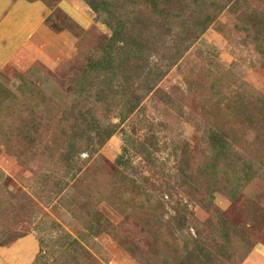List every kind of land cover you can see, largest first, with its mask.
I'll use <instances>...</instances> for the list:
<instances>
[{
  "label": "rangeland",
  "instance_id": "rangeland-1",
  "mask_svg": "<svg viewBox=\"0 0 264 264\" xmlns=\"http://www.w3.org/2000/svg\"><path fill=\"white\" fill-rule=\"evenodd\" d=\"M249 2L264 15V0ZM107 22L86 0H0V247L36 237L33 264H244L264 243V56L239 15L223 12L125 121L94 107L119 128L71 170L56 159L66 147L58 133L117 84L104 61L124 42ZM122 88L125 111L131 91ZM33 114L47 150L32 149L23 131ZM208 130L259 170L234 177V159Z\"/></svg>",
  "mask_w": 264,
  "mask_h": 264
},
{
  "label": "trees",
  "instance_id": "trees-1",
  "mask_svg": "<svg viewBox=\"0 0 264 264\" xmlns=\"http://www.w3.org/2000/svg\"><path fill=\"white\" fill-rule=\"evenodd\" d=\"M86 1L98 16L107 18V24L124 44L121 48L122 53L117 60L104 61L105 75L113 73L111 79H114L117 84L115 85L114 81L106 84L105 89L95 95L94 105L91 103L89 108L79 110L71 122L72 125L67 126L60 134L58 133V135L66 137V147L56 159L61 165L69 167L71 170H82L83 164H85L82 155L94 156L117 133L119 128L117 124L104 125L96 119L94 107L102 105L105 111L115 113L125 121L145 97L141 94L146 93L145 95H147L155 91L159 83L169 74L172 66L183 59L192 45L208 31L223 12L228 11L231 14L239 15L243 23L242 30L252 38V42L264 56V15L258 14L257 10H251L252 2H249L250 0ZM158 41H163L162 44H166V52L157 59L153 58L151 54L155 51L152 44H157ZM101 65L100 62L97 64L98 69ZM106 78L110 80L109 77ZM124 84L131 91L130 101L133 100L125 111L121 106ZM16 101L18 99L13 97L12 109H15L18 104ZM20 104L19 102L18 106ZM33 116L35 118L34 114ZM35 119H33L34 125L26 127L23 131L26 132V137L32 141V149L38 146L39 149L47 150L43 140L46 127L36 123L38 119ZM53 130L56 132L59 129L54 127ZM1 133L3 137L8 138L10 133H14V128L7 124ZM207 133L210 144L222 156L234 159V177L237 175L250 177V171L259 170V168H254L250 162L238 164L237 159L242 158L243 152L241 151L244 149L237 148L234 141L229 142L219 132H213V130H208ZM92 136L96 139V143L91 142ZM150 157L149 152L144 153L145 160H150ZM81 164L82 168L79 166ZM229 172L217 170L216 173L224 176ZM216 173L213 175L216 176ZM239 192V189L234 192L233 199H236ZM195 244L199 251V243L196 241ZM255 247L256 245L252 249ZM203 250L201 248V251ZM194 253L195 251L192 250L189 253L190 257Z\"/></svg>",
  "mask_w": 264,
  "mask_h": 264
},
{
  "label": "crops",
  "instance_id": "crops-1",
  "mask_svg": "<svg viewBox=\"0 0 264 264\" xmlns=\"http://www.w3.org/2000/svg\"><path fill=\"white\" fill-rule=\"evenodd\" d=\"M49 46V44H47ZM3 51H6L3 47ZM40 243L34 236L21 238L0 247V264H33L40 254ZM244 264H264V243L257 245Z\"/></svg>",
  "mask_w": 264,
  "mask_h": 264
}]
</instances>
